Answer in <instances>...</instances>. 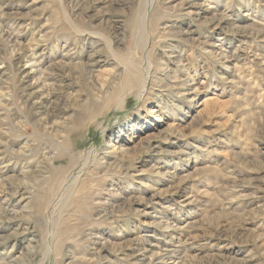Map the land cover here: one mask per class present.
<instances>
[{
    "label": "rangeland",
    "instance_id": "rangeland-1",
    "mask_svg": "<svg viewBox=\"0 0 264 264\" xmlns=\"http://www.w3.org/2000/svg\"><path fill=\"white\" fill-rule=\"evenodd\" d=\"M0 65V264H264V0H0Z\"/></svg>",
    "mask_w": 264,
    "mask_h": 264
},
{
    "label": "bare ground",
    "instance_id": "bare-ground-1",
    "mask_svg": "<svg viewBox=\"0 0 264 264\" xmlns=\"http://www.w3.org/2000/svg\"><path fill=\"white\" fill-rule=\"evenodd\" d=\"M3 70H4V66L0 65V74L4 73ZM20 70H21V72H25L23 78L25 80V83H28L30 77L33 75L32 66L30 65L29 62L28 63H23V64L21 63ZM124 71H125L126 74H128V77L131 76V79H135V80L139 79L138 65H135V63H130L129 65H124ZM27 90H28V92L26 93L27 99L31 102L32 107L41 108L42 107L41 106V100L39 99V95H37L39 93V91H40L39 88H37L35 85H33V83H30V84L27 85ZM194 92H195V89L193 90L192 88H188L187 91L184 94L187 95V94L194 93ZM116 152H117V150L108 149V152H107L108 153V157H113ZM28 173L29 172H26L25 170H23L21 172V175L23 177H26L28 175ZM23 194H25V196H22V201H25L26 199H28L30 197L29 196L30 192H28V191H24ZM146 214L150 215L151 213L150 212H146ZM2 241H3V235H0V245L2 244ZM37 243H39L38 238L36 237V235L33 234L32 237L29 238V244L27 243L28 244L27 248H29L28 252L29 251L30 252H34ZM172 257H174V254H171V252L167 251V252H165L163 254V257L159 261L162 264L164 259L165 260L166 259L170 260V259H172ZM17 259H18V257H15L14 255H10L8 257V259H6L4 262H6V264H15ZM136 259L138 261H144L143 258H136ZM155 263H157V262L151 260L150 262H143L142 264H155Z\"/></svg>",
    "mask_w": 264,
    "mask_h": 264
}]
</instances>
